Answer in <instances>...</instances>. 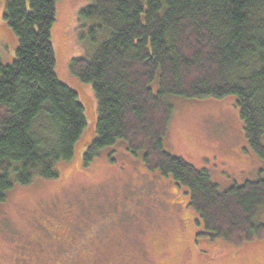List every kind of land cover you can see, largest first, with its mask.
Listing matches in <instances>:
<instances>
[{
	"label": "trees",
	"instance_id": "1",
	"mask_svg": "<svg viewBox=\"0 0 264 264\" xmlns=\"http://www.w3.org/2000/svg\"><path fill=\"white\" fill-rule=\"evenodd\" d=\"M4 1L18 47L10 64L0 56V203L17 185L58 178V165L73 159L87 127L78 93L55 70L59 0ZM78 20L88 28L89 52L72 59L70 70L98 99V137L84 163L123 141L148 170L188 190L211 240L263 235V166L257 180L221 189L164 141L172 97L233 96L264 165V0H90Z\"/></svg>",
	"mask_w": 264,
	"mask_h": 264
},
{
	"label": "rangeland",
	"instance_id": "2",
	"mask_svg": "<svg viewBox=\"0 0 264 264\" xmlns=\"http://www.w3.org/2000/svg\"><path fill=\"white\" fill-rule=\"evenodd\" d=\"M89 2L59 0L52 32L56 74L78 93L87 127L73 159L58 165V178L17 185L0 203V264H264V234L237 243L211 240L188 190L148 170L123 141L84 163L88 143L98 137V99L70 64L89 52L88 28L78 20ZM5 4L0 0V56L10 64L18 39L5 26ZM172 98L168 152L207 169L221 189L259 178L263 160L246 139L233 96Z\"/></svg>",
	"mask_w": 264,
	"mask_h": 264
},
{
	"label": "flooded vegetation",
	"instance_id": "3",
	"mask_svg": "<svg viewBox=\"0 0 264 264\" xmlns=\"http://www.w3.org/2000/svg\"><path fill=\"white\" fill-rule=\"evenodd\" d=\"M57 228H60V227H58L57 225H55V227L53 228V230L51 229V237H52V240H55L56 238H57V236H58V234H57ZM53 232V233H52ZM53 234H54V236L56 237H54L53 236ZM61 237H62V235H61ZM61 237H60V239H61ZM59 239V240H60Z\"/></svg>",
	"mask_w": 264,
	"mask_h": 264
}]
</instances>
